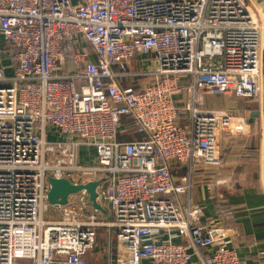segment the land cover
<instances>
[{"label": "built area", "instance_id": "2783aa9c", "mask_svg": "<svg viewBox=\"0 0 264 264\" xmlns=\"http://www.w3.org/2000/svg\"><path fill=\"white\" fill-rule=\"evenodd\" d=\"M0 38V264H96L84 255L101 228L115 264H189L212 244L202 264H244L189 193L197 166L219 165L218 139L260 108L261 31L247 3L0 0ZM214 94L238 103L206 107ZM129 131L138 137L118 138ZM81 146L94 163L79 161ZM48 176L96 180L106 215L81 190L44 218ZM170 230L180 243L160 239Z\"/></svg>", "mask_w": 264, "mask_h": 264}, {"label": "crops", "instance_id": "0c3cea01", "mask_svg": "<svg viewBox=\"0 0 264 264\" xmlns=\"http://www.w3.org/2000/svg\"><path fill=\"white\" fill-rule=\"evenodd\" d=\"M250 1L255 2L263 26L260 54L261 104L260 108L251 106L257 108L258 115L251 122L247 121L242 133L229 134L218 139L220 163L215 167L195 168L189 198L190 202L201 208L200 222L211 226H224L230 230L225 242L233 249L238 259L244 264H264V0ZM184 96L183 93L182 97L185 98ZM179 98L180 96L175 97L177 100ZM203 102L206 107L223 110H228L238 103L233 98L229 108L225 109V106H212L206 96ZM252 111L250 110L249 114ZM136 137L138 135L131 131L118 136L119 139ZM78 159L81 163H86L81 158ZM170 171L173 177L177 178L185 173V167L182 164L172 165ZM97 201L103 212L96 210V215L103 218L106 215V203L100 199ZM62 206L57 207V210L60 211ZM97 238L99 240H94L93 246L85 253L84 260L96 264H115L117 245L110 231L106 228L96 230L95 239ZM160 239L172 243L182 241L174 230L162 231ZM215 248L216 245L212 244L201 249L199 254L193 253L189 264H202L201 257L209 256ZM139 264H146V261L141 260Z\"/></svg>", "mask_w": 264, "mask_h": 264}, {"label": "rangeland", "instance_id": "374dc122", "mask_svg": "<svg viewBox=\"0 0 264 264\" xmlns=\"http://www.w3.org/2000/svg\"><path fill=\"white\" fill-rule=\"evenodd\" d=\"M249 7V11L251 12V15H252V19L254 20V22L258 25V28H259V31H262L263 32V26L261 24V15L259 14L258 15V9H257V6L255 4V2H251L250 0H245ZM244 2V0H243ZM3 46L2 44V40L0 38V48ZM2 65H5L7 66L8 64V59L7 58H4L2 59V62H1ZM131 67L135 70H142V71H146V70H152V68L155 67V63H153L152 65H148L146 64V62H131ZM9 72V69L6 68L5 69V73H8ZM149 77H144L143 80H141L140 82H146L148 81ZM209 100V103L212 105V106H225L223 108L227 109L229 108V104L232 103V97L231 96H226V95H222V94H214V95H209V96H206ZM228 105V106H227ZM78 158H81V160L83 162H86V163H94L95 161V158H94V150L91 148V147H85V146H81L78 150ZM59 216V211L57 210V207L55 205H52V204H49L47 205V209L46 211L44 212V218H48V219H54V218H57ZM96 236V234H95ZM94 240H99L98 238L97 239H94Z\"/></svg>", "mask_w": 264, "mask_h": 264}, {"label": "water", "instance_id": "95a60500", "mask_svg": "<svg viewBox=\"0 0 264 264\" xmlns=\"http://www.w3.org/2000/svg\"><path fill=\"white\" fill-rule=\"evenodd\" d=\"M258 115L256 110L250 112L247 119L248 122H251L254 117ZM49 183V188L46 194V200L49 204L52 205H63L67 201L69 195L78 193L83 190L86 192L87 199L91 207L95 210L103 212L99 202L96 200V187L98 182L96 180L88 181L85 183H71L64 178L55 179L51 176L47 177Z\"/></svg>", "mask_w": 264, "mask_h": 264}, {"label": "bare ground", "instance_id": "6f19581e", "mask_svg": "<svg viewBox=\"0 0 264 264\" xmlns=\"http://www.w3.org/2000/svg\"><path fill=\"white\" fill-rule=\"evenodd\" d=\"M239 1L245 5V3L243 2V0H239ZM263 57H264V56H263Z\"/></svg>", "mask_w": 264, "mask_h": 264}, {"label": "trees", "instance_id": "16d2710c", "mask_svg": "<svg viewBox=\"0 0 264 264\" xmlns=\"http://www.w3.org/2000/svg\"><path fill=\"white\" fill-rule=\"evenodd\" d=\"M179 122H180V123H182V122H183V120H179Z\"/></svg>", "mask_w": 264, "mask_h": 264}]
</instances>
